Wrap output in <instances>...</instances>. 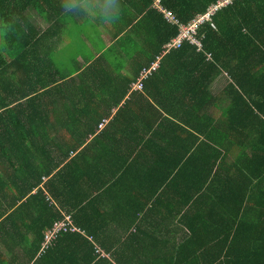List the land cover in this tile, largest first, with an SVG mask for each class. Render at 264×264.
Segmentation results:
<instances>
[{"label":"trees","instance_id":"1","mask_svg":"<svg viewBox=\"0 0 264 264\" xmlns=\"http://www.w3.org/2000/svg\"><path fill=\"white\" fill-rule=\"evenodd\" d=\"M83 1L0 0V159L14 154L16 161L25 164L15 169L22 177V195L2 200L0 193V264H17L18 257L23 258L21 264H125L119 253L106 250L119 241L99 239L94 229L77 221L82 200L88 196L81 198L79 171L71 178L76 164L71 152L86 143L95 145L100 121L103 126L104 112L97 116V105L90 110L84 102L87 95L103 98L104 88L99 89L95 81L104 77L125 82L123 90L110 89L104 95L116 98L108 109L117 106L127 91L143 96L150 89L175 97L187 118L185 124L207 138L197 143L199 137L186 130L194 140L185 145V169L178 176L186 179V210L179 223L187 230L177 241V229L171 226L178 221L173 215L167 231L170 254L153 255L152 263L264 264V0H232L219 7L198 28L202 50L187 42L170 49L142 90H134L133 84L177 34V26L152 7L154 0H144L141 12L146 16L132 28L139 30L142 21L151 17L147 43L152 55L131 80L103 72V54L84 69L58 67L60 34L70 15L81 11ZM218 1L160 3L181 23H188ZM29 10L45 17L50 26L44 31L35 28ZM222 74L227 82L218 98L211 87ZM224 99L227 105L221 104ZM215 110H221V117L210 121L209 112ZM210 142L221 149L210 151ZM45 178L50 182L43 188L52 200L42 189L37 197H28ZM198 180L202 184L196 188ZM11 183L16 187V177ZM30 210L38 212L32 225H24L25 221L18 225L17 216ZM68 217L70 225L42 252L46 234ZM21 227L32 234L30 241L27 233L19 232ZM147 237L127 241L140 244ZM150 243L159 240L152 237Z\"/></svg>","mask_w":264,"mask_h":264},{"label":"crops","instance_id":"2","mask_svg":"<svg viewBox=\"0 0 264 264\" xmlns=\"http://www.w3.org/2000/svg\"><path fill=\"white\" fill-rule=\"evenodd\" d=\"M144 2H83L81 11L75 10L70 15L72 18L60 34L61 42L55 54L58 67L84 69L103 54L105 59L100 60L103 72L127 80L135 78L141 65L148 64L152 55L147 43L149 30L153 27L151 17L142 21L139 30L132 28L134 23L146 16L145 11L141 12ZM28 12V18L35 28L44 31L50 26L51 22L37 11ZM128 21L132 23L128 24ZM72 26L79 30L78 34H71ZM95 82L99 89L104 88L101 92L103 98L91 99L87 95L84 105H88L90 110L97 105V116L104 112L103 126L100 127V121L95 133V145L86 143L71 152V158L76 159L71 178L77 176L75 172L79 171L82 179L81 198L88 196V199L82 200L80 208L83 211L77 221L85 228L94 229L99 239L119 241L116 244L120 247L114 245L106 250L119 253L125 264H153V255L162 257L170 254L167 231L173 225L171 221L174 219L169 222L173 215L178 221L177 225L171 226L177 229V241L184 237L187 230L183 223L180 228L179 223V218L186 210V179L178 176L179 171L185 169V145L194 140V137L186 134V130L199 137L197 143L207 138L191 125L185 124L187 118L183 115L182 107H177L179 101L175 97L160 96L150 89L143 96H135L137 92L130 90L117 106L108 109L116 98L110 99L104 95L110 89L123 90L125 82L106 80L105 77ZM95 82H92L93 85ZM226 82L227 76L220 75L211 87L212 94L219 98ZM221 104L227 105V100H222ZM209 113L210 121L221 117V110ZM210 143V151L221 149L217 148L215 142ZM24 167L23 162L16 161L14 154H11L10 159H0L2 200L15 198L16 195L19 198L25 191L22 177L15 172V169ZM15 177L16 187L11 183ZM49 182V178H45L39 189H33L27 194L28 197H37L40 189L49 196L43 188ZM201 184L202 181L198 180L194 186L197 188ZM75 193L79 196L77 191ZM26 198L21 199L25 201ZM47 198L51 199L50 196ZM29 212L23 217L17 216L18 225L22 221H25L24 225H32V219L37 217L38 212ZM19 232L27 233L26 239L29 241L32 238L25 227L19 228ZM133 236L141 241L148 236V240L140 244L127 241ZM152 237L159 240V243L151 244ZM21 263L23 258L18 257L17 264Z\"/></svg>","mask_w":264,"mask_h":264},{"label":"built area","instance_id":"3","mask_svg":"<svg viewBox=\"0 0 264 264\" xmlns=\"http://www.w3.org/2000/svg\"><path fill=\"white\" fill-rule=\"evenodd\" d=\"M232 0H219L216 4H213L207 8V10L198 16H196L194 19H192L188 23H181L172 13L171 11L164 8L160 0H154L152 7L159 11L164 20L173 25L177 26V34L172 37L166 44L162 47L161 53L156 56V59L153 61V63L148 67L144 68L139 76V79L135 84H133L134 90H142L143 89V82L147 80L158 68L159 60L161 56L165 53H167L170 49L178 48L181 46L183 42H187L190 45H193L196 47L197 51L202 50L201 45V38L198 35V28L201 24L204 22L210 21L211 15L222 6H226V4L230 3ZM206 58H211V55L209 53H205ZM104 123V121H103ZM102 125V124H101ZM70 218H66L65 222L62 223H56L54 225V228L52 231L48 232L45 236V242L43 244L42 252H45L47 250V247L50 245L52 239L56 236V234L65 228L69 222ZM74 229V228H72Z\"/></svg>","mask_w":264,"mask_h":264},{"label":"rangeland","instance_id":"4","mask_svg":"<svg viewBox=\"0 0 264 264\" xmlns=\"http://www.w3.org/2000/svg\"><path fill=\"white\" fill-rule=\"evenodd\" d=\"M90 1H92V0H84L83 2H84L85 4H87V3H89ZM29 13H30V12H28V15H29ZM71 29H72V30H70V31H71V34H78V33H79V30L76 29L75 26H72ZM87 29L90 30L89 27H87ZM61 55L64 57V54H61Z\"/></svg>","mask_w":264,"mask_h":264}]
</instances>
